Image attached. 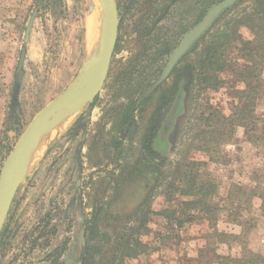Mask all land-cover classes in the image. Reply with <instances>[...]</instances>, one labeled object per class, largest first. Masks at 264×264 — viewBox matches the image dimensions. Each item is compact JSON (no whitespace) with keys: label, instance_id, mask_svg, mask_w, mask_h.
<instances>
[{"label":"rangeland","instance_id":"rangeland-1","mask_svg":"<svg viewBox=\"0 0 264 264\" xmlns=\"http://www.w3.org/2000/svg\"><path fill=\"white\" fill-rule=\"evenodd\" d=\"M220 1L116 0L118 33L104 84L93 100L73 109L59 133L44 139L26 170L1 230L0 264H80L88 220H100V231L115 238L147 208L146 249L132 264H218L209 249L238 257L241 247L232 236L249 225L248 247L264 255V70L252 111L256 123L251 117L248 127L233 128L230 140L204 149L199 139L192 143L200 105L229 116L241 106L244 88L225 71L218 77L225 83L197 91L195 64L204 40L175 64L178 74L171 71L144 94L183 36ZM91 4L100 23L89 50ZM248 5L243 0L223 12ZM101 30L99 0H0V167L36 113L95 58ZM239 32L253 38L246 26ZM15 74L18 102L9 117ZM180 75L189 82L180 86ZM78 118L77 136L62 138ZM189 142L200 181L215 186L204 203L217 208L216 215L165 187Z\"/></svg>","mask_w":264,"mask_h":264},{"label":"trees","instance_id":"trees-1","mask_svg":"<svg viewBox=\"0 0 264 264\" xmlns=\"http://www.w3.org/2000/svg\"><path fill=\"white\" fill-rule=\"evenodd\" d=\"M241 1L243 0H237L236 5ZM241 26L248 28L253 35L252 39H243L239 32ZM200 39L205 42L195 64L194 86L197 87V91L202 92L206 89L217 88V84L225 83V81L218 79L219 75L225 71H230L235 80L244 84V88L239 93L242 104L240 107L235 106L234 111L229 116L223 115L218 110H212L207 104L200 105L196 119L198 132L192 137V143L195 139H199L197 147L204 149L205 145L211 147L213 143L214 146H217L216 144L230 140L233 135V128L237 126L248 127L255 119L252 111L263 84L261 73L264 70V0H249L248 7L235 9L231 15H228L227 11L221 12L215 18L212 26L195 40L181 57L195 48ZM233 50H237V53L232 54ZM239 57L245 63H238L236 59ZM254 57L257 58V61L254 60ZM177 70L176 66L171 71L178 74ZM188 82L187 77L179 76L178 83L180 86ZM17 93L18 81L17 74H15L9 117L16 109ZM250 118L251 122L249 121ZM256 121L257 118L254 122L256 123ZM81 127L82 120L78 118L62 138H74ZM207 136L211 138L206 144ZM192 143L184 144L173 170L167 176L168 181L165 183V187L168 190L176 188L181 197L196 199L190 203L202 204L201 211L206 215L213 216L217 214L215 211L217 208L208 202L204 203V200L215 191V186L210 181H200L198 164L189 158V149L193 147ZM259 196L262 202L263 195L259 194ZM188 203V200L183 202L184 205ZM198 206L200 207V205ZM139 212L138 220H133L132 225L115 238L100 231V220H88L85 227L87 245L82 252L80 264H132L131 261L136 260L144 253L146 247L142 242V236L149 232L146 225L147 220H145L149 210L147 208L145 212L144 209ZM252 226L241 228L238 235L232 236L231 240L241 247L238 257L219 255L214 249H209L211 260H215L218 264H264V255L248 247ZM2 236L3 233L1 232L0 240ZM98 236L101 238L99 239ZM222 241L226 242L228 239L225 237Z\"/></svg>","mask_w":264,"mask_h":264},{"label":"water","instance_id":"water-1","mask_svg":"<svg viewBox=\"0 0 264 264\" xmlns=\"http://www.w3.org/2000/svg\"><path fill=\"white\" fill-rule=\"evenodd\" d=\"M102 8V30L99 48L92 62L53 100L41 108L28 123L0 167V232L9 211L12 199L26 173V156L40 136L43 141L49 137L50 130L57 123L66 120L75 107H79L93 98L102 88L108 74L111 57L118 33V9L116 0H99ZM237 0H222L212 6L203 18L191 28L173 50L163 72L145 91L149 95L171 72L178 59L191 47L209 27L215 18ZM27 27V32L29 30ZM26 32V35H27ZM22 52L18 70L21 66ZM45 135V136H44Z\"/></svg>","mask_w":264,"mask_h":264},{"label":"bare ground","instance_id":"bare-ground-1","mask_svg":"<svg viewBox=\"0 0 264 264\" xmlns=\"http://www.w3.org/2000/svg\"><path fill=\"white\" fill-rule=\"evenodd\" d=\"M94 5H90V12L87 17L86 23V41H87V48L91 50L94 46L96 37H97V27L99 25V18L98 15L94 12ZM100 8V7H99ZM98 9V8H97ZM70 117V116H69ZM65 122L61 121L54 125L50 130H48L46 133H48V136L55 135L59 133L64 126ZM45 136V135H44ZM43 150V137L40 136V138L37 139L34 146L31 148V150L28 153V156H26L25 164H24V171H26L30 165L41 155Z\"/></svg>","mask_w":264,"mask_h":264},{"label":"flooded vegetation","instance_id":"flooded-vegetation-1","mask_svg":"<svg viewBox=\"0 0 264 264\" xmlns=\"http://www.w3.org/2000/svg\"><path fill=\"white\" fill-rule=\"evenodd\" d=\"M179 95H180V94H179ZM174 110H175V108H174ZM173 116H174V115H171V118H172ZM170 120H171V119H169V122H170ZM78 132H79V131H78ZM76 136H77V135H76ZM76 136H75V137H76ZM75 137H74V138H75Z\"/></svg>","mask_w":264,"mask_h":264}]
</instances>
